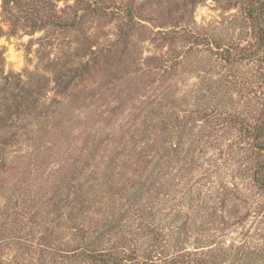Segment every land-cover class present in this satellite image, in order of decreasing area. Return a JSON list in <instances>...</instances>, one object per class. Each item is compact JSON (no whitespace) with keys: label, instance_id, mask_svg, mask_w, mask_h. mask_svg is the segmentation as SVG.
<instances>
[{"label":"rangeland","instance_id":"374dc122","mask_svg":"<svg viewBox=\"0 0 264 264\" xmlns=\"http://www.w3.org/2000/svg\"><path fill=\"white\" fill-rule=\"evenodd\" d=\"M46 1L77 28L21 20L11 36L0 0L6 74L44 87L47 116L31 121V140L0 151V264L58 260L39 248L73 234L62 207L75 186L88 204L72 226L97 232L140 189L142 223L183 229L172 254L264 264V190L253 178L264 158L250 133L264 120V58L242 0H115L101 17Z\"/></svg>","mask_w":264,"mask_h":264},{"label":"trees","instance_id":"16d2710c","mask_svg":"<svg viewBox=\"0 0 264 264\" xmlns=\"http://www.w3.org/2000/svg\"><path fill=\"white\" fill-rule=\"evenodd\" d=\"M75 2L77 6H82L81 11L84 15L101 17L107 14L109 5L114 4L115 0H75ZM242 2L247 16L253 23L261 55L264 58V2L258 0H242ZM119 9L126 17H134L133 11L128 7ZM2 11L6 20L10 22L9 35L11 36L17 35V23L19 24L21 20L25 24H30V28L35 31L75 30L76 23H79V19L71 24L62 22L56 14V7L46 0H2ZM4 36L5 32L0 28V39ZM5 67L4 52L0 49V151L17 145L20 139H25L24 142L31 140L29 137L31 133L28 131L32 126L31 121L36 122L47 118L45 113L40 112L45 108V105L41 103L44 99V87L34 91L25 88L26 86H22L20 80L14 81L15 78L12 75L6 74ZM250 133L251 145L264 158V120L260 119ZM3 136L8 137L3 141ZM253 178L256 186L264 190V160L255 170ZM77 180L74 176L70 182H77ZM69 189L72 192L73 201L64 200L62 208L66 210L65 213L67 212L64 219L66 228H64L73 234L60 249L56 248L54 236L51 237V235L40 244L43 248H39L41 253L54 252L52 255L58 260L54 259L52 264H221L218 257L214 255L215 252L198 254L197 249L194 253L185 251L172 254L174 250H172V244L177 249L181 244L180 240L173 243L174 230L183 229L172 226L165 231L159 227L161 220L156 217L142 223L144 211L140 203L143 193L140 189L126 197L121 195L122 198L127 199V203L122 204L119 217L117 218L115 213L112 218L110 215V218L104 219L108 225L98 229L97 232L89 228L72 226L76 217L85 215L88 194L82 189H76V186ZM123 190L126 192V188ZM67 197L69 198V195ZM58 226L61 227L60 224ZM27 245V243L24 244L25 250L28 248L27 251L31 249L32 253L36 252V248H32L30 244V246ZM32 261L30 264H33Z\"/></svg>","mask_w":264,"mask_h":264}]
</instances>
